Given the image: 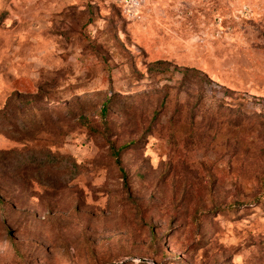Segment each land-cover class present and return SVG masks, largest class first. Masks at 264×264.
Returning a JSON list of instances; mask_svg holds the SVG:
<instances>
[{"label":"rangeland","instance_id":"374dc122","mask_svg":"<svg viewBox=\"0 0 264 264\" xmlns=\"http://www.w3.org/2000/svg\"><path fill=\"white\" fill-rule=\"evenodd\" d=\"M138 2L0 0V264H264V0Z\"/></svg>","mask_w":264,"mask_h":264},{"label":"trees","instance_id":"16d2710c","mask_svg":"<svg viewBox=\"0 0 264 264\" xmlns=\"http://www.w3.org/2000/svg\"><path fill=\"white\" fill-rule=\"evenodd\" d=\"M158 64H159V63H158ZM182 74H183V76L185 77V76H187V75L189 74V71H188V70H184V71L182 72ZM105 111H106V109H105V107H103L101 113H102V114H105ZM24 150H25V149H23V148H22V149H9V150L3 152V155H4L6 158H13L14 160H16V161L18 162V165L20 166V169L18 168L19 170H21V169L28 170L29 168H27L26 166H24L23 155H26V152H24ZM110 150H111L113 156H114L115 159H116V163L119 164V155H120V153L123 151V148H120V149L116 150L115 147H114V145L111 144V145H110ZM33 154H34V153H33ZM41 156H44V158H45V156H46V157H49L50 159L54 157V156H53V153H51L50 151L45 152V154H42ZM6 158H5V159H6ZM22 160H23V161H22ZM20 161H22V162H20ZM34 169H35V168H32L30 171L33 172ZM45 169H46V168H45ZM48 169H49V168H48ZM48 169H47V170H48ZM49 170H50V169H49ZM21 171H22V170H21Z\"/></svg>","mask_w":264,"mask_h":264},{"label":"built area","instance_id":"2783aa9c","mask_svg":"<svg viewBox=\"0 0 264 264\" xmlns=\"http://www.w3.org/2000/svg\"><path fill=\"white\" fill-rule=\"evenodd\" d=\"M125 9V11L133 12L140 7L138 0H117Z\"/></svg>","mask_w":264,"mask_h":264},{"label":"water","instance_id":"95a60500","mask_svg":"<svg viewBox=\"0 0 264 264\" xmlns=\"http://www.w3.org/2000/svg\"><path fill=\"white\" fill-rule=\"evenodd\" d=\"M142 261H145V260H142Z\"/></svg>","mask_w":264,"mask_h":264}]
</instances>
